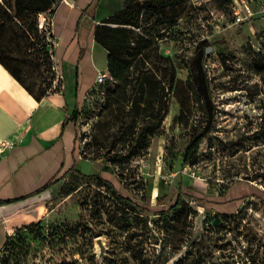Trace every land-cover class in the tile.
<instances>
[{"label": "rangeland", "instance_id": "1", "mask_svg": "<svg viewBox=\"0 0 264 264\" xmlns=\"http://www.w3.org/2000/svg\"><path fill=\"white\" fill-rule=\"evenodd\" d=\"M193 3L204 6L156 35L126 80L105 72L73 121L81 174L105 172L143 209L123 206L99 179L68 175L49 192L45 222L9 240L0 264H264V0ZM204 39L213 47L203 70L214 117L185 163L187 145L208 127L195 81ZM52 63L21 72L37 96L64 90ZM181 185L205 195L158 215Z\"/></svg>", "mask_w": 264, "mask_h": 264}, {"label": "crops", "instance_id": "2", "mask_svg": "<svg viewBox=\"0 0 264 264\" xmlns=\"http://www.w3.org/2000/svg\"><path fill=\"white\" fill-rule=\"evenodd\" d=\"M124 6L125 0H76L58 8L52 29L64 90L37 100L0 63V150L11 144L0 152V254L8 238L47 218L51 189L74 168L80 171L71 114L97 75L108 72L95 28Z\"/></svg>", "mask_w": 264, "mask_h": 264}, {"label": "trees", "instance_id": "3", "mask_svg": "<svg viewBox=\"0 0 264 264\" xmlns=\"http://www.w3.org/2000/svg\"><path fill=\"white\" fill-rule=\"evenodd\" d=\"M60 6L58 0H3L0 3V63L37 100L46 95L37 96L28 88L23 81L21 72L23 69L32 67L39 69L43 65L52 67V61L55 57V48L50 42L54 38L53 29L40 28L39 15L49 12L50 16L53 17ZM203 6L195 5L193 0H125L123 9L97 25L94 32L95 42L108 53V72L112 79L117 82L126 80L134 62L139 57L149 53L154 43L153 40L157 38L156 35L162 36L160 32L163 30H173L178 26L184 13L192 9H200ZM220 43L224 42L221 41ZM209 46L212 45L206 39L199 43V50L196 52L199 70L198 77L195 78L197 88H202L205 91L203 93L197 90V95L198 101L207 111L208 127L187 145L183 157L185 163L192 160L193 154L210 131L214 117V110L209 109L212 100L208 92V76L203 70V62L207 58L206 48ZM40 60H43L42 64H39ZM79 114L80 108L76 107L71 114V120L77 121ZM73 174L78 175L81 172L74 168L66 175ZM81 175L85 178L99 179L109 184L123 206L131 207L134 210L143 209V205L138 201L130 196L122 195L116 182L107 178L105 172H100L97 175ZM204 195L203 192L193 186L181 185L174 202L168 209L160 210L157 214L164 216L171 213H182L187 197L200 200ZM44 222L43 220L25 226L14 236L8 238L5 246L9 240L22 231Z\"/></svg>", "mask_w": 264, "mask_h": 264}, {"label": "built area", "instance_id": "4", "mask_svg": "<svg viewBox=\"0 0 264 264\" xmlns=\"http://www.w3.org/2000/svg\"><path fill=\"white\" fill-rule=\"evenodd\" d=\"M60 1L62 4H67V5H75V2H76V0H60ZM245 11L247 13V17L252 16V13H251L248 6L245 7ZM235 15H238V19H240L239 12L236 11ZM50 17L51 16H50L49 12H45V13H42L39 15V26H40V28H43L45 26L47 19ZM51 19H52V17H51ZM106 79H107L106 73H99L96 77L95 83L96 84L103 83L106 81ZM10 146H11V144L9 142H4L0 152L3 151V148L5 149V148H8Z\"/></svg>", "mask_w": 264, "mask_h": 264}, {"label": "water", "instance_id": "5", "mask_svg": "<svg viewBox=\"0 0 264 264\" xmlns=\"http://www.w3.org/2000/svg\"><path fill=\"white\" fill-rule=\"evenodd\" d=\"M213 49V47L212 46H209V47H207L206 48V57H208V55H209V52L211 51ZM217 260L216 259H214V262H216Z\"/></svg>", "mask_w": 264, "mask_h": 264}]
</instances>
